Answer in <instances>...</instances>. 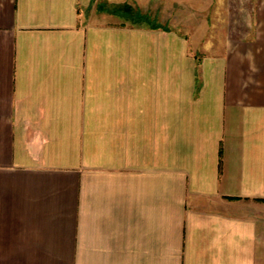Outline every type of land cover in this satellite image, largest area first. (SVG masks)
I'll return each mask as SVG.
<instances>
[{
	"label": "crops",
	"instance_id": "obj_1",
	"mask_svg": "<svg viewBox=\"0 0 264 264\" xmlns=\"http://www.w3.org/2000/svg\"><path fill=\"white\" fill-rule=\"evenodd\" d=\"M123 1L0 0V264H264V0Z\"/></svg>",
	"mask_w": 264,
	"mask_h": 264
},
{
	"label": "rangeland",
	"instance_id": "obj_2",
	"mask_svg": "<svg viewBox=\"0 0 264 264\" xmlns=\"http://www.w3.org/2000/svg\"><path fill=\"white\" fill-rule=\"evenodd\" d=\"M134 1L137 2L138 5L133 4ZM171 1L172 0H124L122 3L110 4V10L117 11L122 16L126 17V19L129 21H139L142 23L147 22L149 24H155V23L162 24L163 22H165L164 24L166 23H168V25L174 24V27L181 30L182 23L184 22L181 20L179 16L180 12H177L176 9H175L176 13L179 14V15H176V16H179L178 18H172V19L168 18L169 20L167 19V21L164 19L166 17V13H165V8L167 7L166 3L167 2L171 3ZM175 1L177 0H174V2ZM178 1H181V0H178ZM226 1L232 2L234 4L235 9H237L238 6L240 5L239 4L238 6H236L237 2L240 3L242 0H226ZM176 6H179V4H176L175 2L174 7ZM191 6L194 7L193 9H197L198 5L197 3H194V4H191ZM235 11L236 12H233L232 14L237 13V10ZM156 12H158V14H156ZM241 22L243 21L231 20L230 24H232V27L234 28L243 30L244 27L240 26Z\"/></svg>",
	"mask_w": 264,
	"mask_h": 264
}]
</instances>
